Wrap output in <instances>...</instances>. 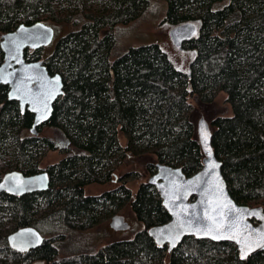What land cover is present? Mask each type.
<instances>
[{
  "label": "trees",
  "instance_id": "16d2710c",
  "mask_svg": "<svg viewBox=\"0 0 264 264\" xmlns=\"http://www.w3.org/2000/svg\"><path fill=\"white\" fill-rule=\"evenodd\" d=\"M162 1L164 23H199L198 35L183 45L193 52L189 74L162 43L132 46L112 58L114 36L102 37V29L137 20L150 0H0V34L36 21L76 25L47 58L49 72L62 75L64 91L36 134L34 113L21 110L0 83V181L12 161L25 175L47 171L51 178L47 191L0 192V264H264V251L246 260L230 242L186 237L176 249L161 245L152 230L171 216L150 183L159 163L182 167L188 177L203 167L206 153L191 99L205 106L224 92L232 114L212 119L211 149L233 199L264 211V0ZM3 60L0 47V65ZM45 126L66 144L41 136ZM120 132L128 137L126 146ZM47 151L63 156L44 170ZM137 159L146 161L151 176L136 191L123 182L87 194L92 184L129 176L117 169ZM126 203L144 224L133 238L61 254L70 234L90 230ZM28 226L57 230L35 249L11 247L10 230Z\"/></svg>",
  "mask_w": 264,
  "mask_h": 264
},
{
  "label": "water",
  "instance_id": "95a60500",
  "mask_svg": "<svg viewBox=\"0 0 264 264\" xmlns=\"http://www.w3.org/2000/svg\"><path fill=\"white\" fill-rule=\"evenodd\" d=\"M198 33L199 25L191 21L176 25L170 31L173 42L181 48ZM54 36L55 29L39 21L30 26H19L16 31L5 34L1 42L5 61L0 66V83L9 86V99L18 101L21 110L28 108L34 113L31 128L34 134L38 132L39 126L52 118L54 105L64 91V79L59 73L52 75L43 61L28 63L24 50L27 47L48 46ZM201 134L199 132L206 157L197 173L188 177L182 167L159 163L156 175L150 178V183L160 193L164 208L171 216L167 223L154 228L152 235L161 245H168L170 249H176L186 237L230 242L238 248L240 257L248 260L264 251V211L260 207L240 205L233 199L222 172V162L211 149V133L206 142L205 134ZM208 148L211 155L207 153ZM210 164L217 167L210 168ZM50 184L51 178L47 171L25 175L13 170L0 181V192L22 196L47 191ZM225 204L228 206L221 207ZM214 208L218 211L213 212ZM219 211L224 213L225 227L217 231L209 217H218ZM110 225L116 231L131 228L130 222L122 214L114 215ZM209 228H212L211 232ZM222 235L234 238L213 239V236ZM44 239L35 226L17 229L8 235L11 247L19 251L35 249L43 244ZM35 264L45 262L38 261Z\"/></svg>",
  "mask_w": 264,
  "mask_h": 264
},
{
  "label": "rangeland",
  "instance_id": "374dc122",
  "mask_svg": "<svg viewBox=\"0 0 264 264\" xmlns=\"http://www.w3.org/2000/svg\"><path fill=\"white\" fill-rule=\"evenodd\" d=\"M166 13V4L162 0H150L149 6L144 13L137 20L127 24H119L111 31L115 39L112 58L115 59L120 54L124 53L132 46H139L151 43H162L165 51L169 54L171 60L186 73H190V62L192 54L184 49H180L175 45L170 35L173 25L164 23L163 19ZM71 25H58V37L63 36L71 30ZM109 29V28H108ZM110 30V29H109ZM107 28L101 31V36L107 35ZM52 50L47 48L41 53V58L47 60V55ZM193 106L195 109L194 122L197 131L200 134L208 135L212 132L211 121L216 116H230L232 114L231 105L227 102V95L224 92L218 93L215 100L205 106L196 103L194 99ZM204 119L200 120L201 117ZM202 130V132H201ZM41 136H49L57 139L59 146L63 147L66 141L62 138H55L57 135L54 129L45 126L40 133ZM202 135V134H201ZM200 138V135H199ZM119 141L123 146L128 144V137L126 134L119 133ZM205 147V145H204ZM209 148L207 153H209ZM63 154L59 151H47L44 153L41 161V167L45 170L49 165L56 163L62 158ZM145 160L137 159L136 161L125 162L117 173L119 175L129 173V176L113 177V179L106 184H92L87 187V194L100 195L107 190H113L119 187L123 182L127 183L133 191H136L141 181H146L150 178V173L145 167ZM16 170L14 161L11 162L10 171ZM140 176H135V173ZM255 205L254 207H257ZM116 214H122L130 222L131 228L125 231H116L111 225V218ZM56 228L40 229L45 238L51 237ZM144 229V224L138 220L132 210L130 203L124 204L121 208L116 209L109 218H104L100 223L96 224L90 230L81 231L80 233L70 234L66 240H63V247L61 254H69L76 251L94 250L100 248L102 245L133 238L139 231ZM16 228L10 230L9 234L15 231ZM59 230V229H58Z\"/></svg>",
  "mask_w": 264,
  "mask_h": 264
},
{
  "label": "flooded vegetation",
  "instance_id": "af4514ba",
  "mask_svg": "<svg viewBox=\"0 0 264 264\" xmlns=\"http://www.w3.org/2000/svg\"><path fill=\"white\" fill-rule=\"evenodd\" d=\"M228 0H224L223 2H222V4H224L225 2H227ZM36 22H39V21H36ZM36 22H34V23H36ZM41 22H44V23H46V24H48V25H50V26H52L54 29H55V36H54V40H53V42L50 44V45H48V46H43V47H41V48H31V47H27L25 50H24V55H25V60L29 63V62H34V61H43L44 62V64L46 65V62H47V60H43L42 58H41V53L42 52H44L47 48H49V47H51L52 48V50L49 52V54L54 50V47H55V44L57 43V41H58V39L60 38V37H62V36H59L58 37V25H62V24H64V23H55V22H47V21H41ZM34 23H31V24H27V23H20L16 28H14V29H12V30H10V31H7V32H4V33H2V34H0V47H1V42L3 41V37H4V35L5 34H8V33H11V32H14V31H16L17 29H18V27L19 26H21V25H25V26H30V25H32V24H34ZM196 23V22H195ZM67 24V23H66ZM83 23H82V21H80L79 22V26H81ZM197 24V23H196ZM199 24V23H198ZM68 25H71V30H73L75 27H76V25L74 26V24L73 23H68ZM78 26V27H79ZM174 27V26H173ZM172 27V28H173ZM103 29H105V28H103ZM102 29V30H103ZM70 30V31H71ZM69 31V32H70ZM107 34H109V33H111V30H109L108 28H107ZM68 32V33H69ZM67 34V33H66ZM65 34V35H66ZM64 36V35H63ZM106 36V35H105ZM180 49H184V50H187V51H189L191 54H193V52L190 50V49H186L185 47H179ZM2 49V48H1ZM3 51V50H2ZM3 54H4V52H3ZM49 54L47 55V58H48V56H49ZM46 58V59H47ZM4 61H5V54H4V60H3V62H2V64L4 63ZM1 64V65H2ZM0 65V66H1ZM47 66V65H46ZM190 67V66H189Z\"/></svg>",
  "mask_w": 264,
  "mask_h": 264
},
{
  "label": "snow or ice",
  "instance_id": "6c2138e0",
  "mask_svg": "<svg viewBox=\"0 0 264 264\" xmlns=\"http://www.w3.org/2000/svg\"><path fill=\"white\" fill-rule=\"evenodd\" d=\"M204 139H205V142L207 141V134L205 133L204 135ZM209 155H211V151L209 150ZM214 167H217V165L215 164H210V168H214ZM228 205H222L221 207H227ZM218 210L216 208L213 209V212H217ZM219 217V219H218ZM218 217L217 215H213V216H210L209 219L212 221V224L215 226V229L217 231H219L220 229H223L225 227V224H224V213L222 211H219L218 212ZM183 225H181L182 227ZM212 231V228H209V232ZM217 238H226V239H231V238H234L232 236H213V239H217Z\"/></svg>",
  "mask_w": 264,
  "mask_h": 264
}]
</instances>
